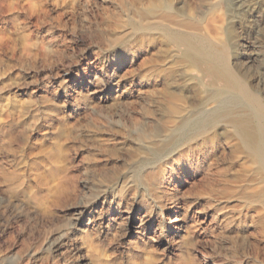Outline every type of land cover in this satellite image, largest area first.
<instances>
[{
    "label": "rangeland",
    "instance_id": "1",
    "mask_svg": "<svg viewBox=\"0 0 264 264\" xmlns=\"http://www.w3.org/2000/svg\"><path fill=\"white\" fill-rule=\"evenodd\" d=\"M149 1L0 0V264H264V213L241 195L257 165L222 125L167 134L215 86L147 32ZM172 2L155 11L264 103V0Z\"/></svg>",
    "mask_w": 264,
    "mask_h": 264
},
{
    "label": "bare ground",
    "instance_id": "2",
    "mask_svg": "<svg viewBox=\"0 0 264 264\" xmlns=\"http://www.w3.org/2000/svg\"><path fill=\"white\" fill-rule=\"evenodd\" d=\"M172 1H149L148 8L146 7L144 13L139 15V21L146 25L149 34L160 32L179 49V53L174 55L176 63L194 64L200 67L202 78L199 79V82L201 85L205 87L215 86V88L218 86L217 83H222V85L214 88L194 107L181 106L175 108L170 116L178 119V122L171 131H167V134L174 132L179 134L181 132L182 134L187 128L193 126L195 130H197L196 127L198 130H205L222 125L228 131L227 134L236 142V151L257 165L254 176L252 175L253 177L248 182L252 187L251 192L241 195L252 204H257L264 213V103L260 97L249 91L234 73L235 71H232L229 59L224 55L223 49L199 34L193 25L194 23L192 24L188 19H179L168 14V16L162 15L155 11L156 8L160 11L172 10ZM133 26L131 25V27ZM160 52L162 51L160 50ZM204 64L212 65V69H204ZM204 83H207V86ZM197 93L200 97L199 91ZM169 99L175 102L180 101L176 97H169ZM247 168L248 172L253 170L251 165ZM146 182H148L147 179ZM236 194L239 195L240 193L234 190L227 196L232 197Z\"/></svg>",
    "mask_w": 264,
    "mask_h": 264
}]
</instances>
